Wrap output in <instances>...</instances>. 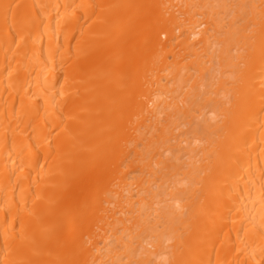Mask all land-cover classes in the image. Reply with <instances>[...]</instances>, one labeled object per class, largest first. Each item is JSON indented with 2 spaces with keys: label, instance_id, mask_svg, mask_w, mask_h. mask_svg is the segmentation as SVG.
Instances as JSON below:
<instances>
[{
  "label": "bare ground",
  "instance_id": "bare-ground-1",
  "mask_svg": "<svg viewBox=\"0 0 264 264\" xmlns=\"http://www.w3.org/2000/svg\"><path fill=\"white\" fill-rule=\"evenodd\" d=\"M0 264H264V0H0Z\"/></svg>",
  "mask_w": 264,
  "mask_h": 264
}]
</instances>
